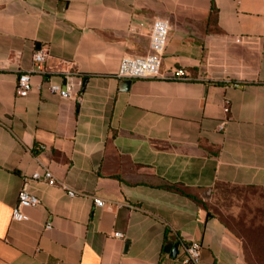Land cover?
Here are the masks:
<instances>
[{"label": "crops", "instance_id": "crops-1", "mask_svg": "<svg viewBox=\"0 0 264 264\" xmlns=\"http://www.w3.org/2000/svg\"><path fill=\"white\" fill-rule=\"evenodd\" d=\"M159 18L171 24L163 74L190 77L124 90L122 60L149 54ZM38 49L45 71L20 98ZM0 66V264H181L192 242L199 264H247L219 218L160 185L222 205L224 188L264 189V0H0ZM69 75L74 98L51 93ZM24 189L40 205L19 222Z\"/></svg>", "mask_w": 264, "mask_h": 264}, {"label": "built area", "instance_id": "built-area-1", "mask_svg": "<svg viewBox=\"0 0 264 264\" xmlns=\"http://www.w3.org/2000/svg\"><path fill=\"white\" fill-rule=\"evenodd\" d=\"M171 31L170 21L164 18H159L154 22L152 33L150 36V52L146 56H125L122 60L118 77L120 79H161V80H187L189 79L188 72L183 69H177L171 77H167L162 72L163 56L165 54L168 39ZM49 57V53L46 50L38 49L33 54V68L30 72H24L19 74L16 86L17 96L24 98L28 96L33 90L32 85V73H43L45 71V64ZM1 67V66H0ZM51 93L59 95L63 99L74 98L75 84L73 83V76L69 75L66 78L64 86L54 84L50 86ZM77 101H81V97L78 96ZM225 112L229 113V103L225 107ZM45 149V147H41ZM32 179L35 181L52 180L53 174L50 171H46L43 175L40 172H36ZM70 197H76V193L68 191ZM95 204L98 207H104L106 203L102 199H95ZM40 205V200L37 196L31 194L27 189L21 191L19 195L18 204L13 209L12 218L15 221L24 222L29 221L30 217L27 214V210L36 208ZM47 230L52 229V225H47ZM113 237L119 240H125V235L120 232H115ZM201 256V246L196 242H192L187 245L186 253L181 261V264H199Z\"/></svg>", "mask_w": 264, "mask_h": 264}, {"label": "trees", "instance_id": "trees-1", "mask_svg": "<svg viewBox=\"0 0 264 264\" xmlns=\"http://www.w3.org/2000/svg\"><path fill=\"white\" fill-rule=\"evenodd\" d=\"M217 10L212 9V18L217 20ZM162 189L189 198L209 216L219 218V220L234 233L243 244V252L247 264H264V189H247L257 193L262 201V206L253 207L250 203H245L237 217H225L208 203L205 198L206 190L188 188L179 184L162 183ZM263 195V197H262Z\"/></svg>", "mask_w": 264, "mask_h": 264}, {"label": "rangeland", "instance_id": "rangeland-1", "mask_svg": "<svg viewBox=\"0 0 264 264\" xmlns=\"http://www.w3.org/2000/svg\"><path fill=\"white\" fill-rule=\"evenodd\" d=\"M222 198L224 199H228L230 198V202H227L225 205H222V203H219L215 198H213L214 196H212V192L211 191H207L205 192V198L208 201V203L214 208V210L216 212H219L220 214H222L225 217H237L240 212L241 209L243 208V205L245 203H250L252 204L253 207L255 206H262V201L260 198V196L255 192H250L248 190L245 191H239V190H235V189H228V188H224L222 191ZM263 197V195H262ZM231 198H236V202L233 204L231 201ZM234 205V206H233ZM240 207V211L238 213L237 209H235L236 207ZM238 213V215H236Z\"/></svg>", "mask_w": 264, "mask_h": 264}, {"label": "water", "instance_id": "water-1", "mask_svg": "<svg viewBox=\"0 0 264 264\" xmlns=\"http://www.w3.org/2000/svg\"><path fill=\"white\" fill-rule=\"evenodd\" d=\"M132 82L133 81L130 79L123 80L122 88L124 90H128L130 88V86L132 85ZM86 83H87V80H85L84 85ZM179 247H180L179 242H170L165 247V253L169 254L172 258L176 259L178 257V254H179Z\"/></svg>", "mask_w": 264, "mask_h": 264}]
</instances>
